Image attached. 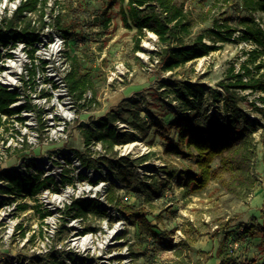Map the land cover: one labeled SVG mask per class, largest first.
<instances>
[{
    "label": "rangeland",
    "instance_id": "1",
    "mask_svg": "<svg viewBox=\"0 0 264 264\" xmlns=\"http://www.w3.org/2000/svg\"><path fill=\"white\" fill-rule=\"evenodd\" d=\"M176 1L197 18L191 34L185 38L188 44H192L199 34L207 32L215 19L239 27L238 18L250 15L243 9L242 0L225 3L223 0ZM77 4L74 0H47L44 20L50 21L49 28L42 29L39 13L28 14L22 24L31 21V25L48 38L53 35L56 10L65 26H77L76 39L79 40L69 41L56 58L59 61L66 59L68 49L70 53L78 54L84 67L95 75L97 94L93 96L91 91V97L89 93L81 102L72 95L76 119L67 123L57 119L54 122V142L46 146H39L37 141V138L43 139L47 131L46 125L40 121L38 124L34 120L28 122L29 125L34 124V128L26 124L14 127L13 122H9L7 132L10 128L16 129L11 133L18 132L10 133L16 140L11 139L6 165L16 166L21 157L34 159L45 154L54 155L59 185L56 186L57 193L67 186L91 190L62 202L57 210L50 207L51 215L44 220L35 208L41 206L42 213L47 209L40 203L38 194H25L19 203H26L29 208L16 214L23 234L14 236L11 241L0 239L1 264H11L15 259L23 264H59V261L64 264H167L175 257L174 249L180 244L189 246L190 264H264V117L255 113L250 105L258 101L260 93L245 91L247 102L240 105L245 112L261 121L254 133L257 157L251 170L258 183L247 196L229 194L224 190L221 181L227 177L220 170V158H216L212 165L213 179L208 187L196 191L187 185L188 175H199L196 158L189 156L194 152L187 149H184V155L167 152L168 148L179 144L180 131L175 123L179 117H185L183 109L186 105L178 98L179 88L185 83L206 88L199 119L208 126L205 109H210L215 103L211 97L212 90H220L218 83L226 79L229 69L234 66L238 71L247 61L248 53L257 46L243 42L241 33L237 32L231 43L219 44L220 50L204 57L207 60L202 65L204 59L188 63L173 73L167 72L163 70L159 57L167 45L160 43L152 32L145 31L141 36L140 49H137L136 39L140 36L136 27L128 29L124 26L120 0H77ZM209 9L212 13L204 22L201 17ZM254 16L264 26V14L257 12ZM107 18L110 22L106 25ZM206 42L211 43L209 40ZM146 43L152 44L150 49L145 47ZM117 67L120 74L112 81ZM22 92L35 96L27 90ZM128 101L131 104L139 102L140 107L146 109L150 121L144 119L141 112L140 120L134 119L126 105ZM174 101L179 103L182 114L174 111ZM80 105L86 107L81 108ZM114 113L117 121L130 126L138 140L135 142L138 145L129 151L126 146L130 143L116 147L119 157L125 156L132 162L136 175V180L128 187L105 165L99 163L100 168L93 170L82 168L76 156V152H81L97 158L105 153L99 142L86 147L83 132L87 127H96L101 118ZM241 124H244L242 120ZM2 130L0 125V132ZM141 157L147 158L137 163ZM34 167L35 163H32L29 169L34 170ZM65 168L71 171L69 185L62 181ZM81 174L87 179L80 177ZM111 183L124 202L148 211L156 236L148 237L142 243L136 227L107 203V189ZM80 197L102 200L114 219L98 214H90L87 219L69 216V203ZM246 226L252 227L253 231L246 230ZM116 227L118 231L112 235ZM85 234L97 237L88 249L76 245L77 237ZM227 235L228 243L224 241Z\"/></svg>",
    "mask_w": 264,
    "mask_h": 264
},
{
    "label": "trees",
    "instance_id": "2",
    "mask_svg": "<svg viewBox=\"0 0 264 264\" xmlns=\"http://www.w3.org/2000/svg\"><path fill=\"white\" fill-rule=\"evenodd\" d=\"M222 2H229V0ZM120 3V14L124 26L128 29L136 27L140 36L136 39L137 49H140L141 36L145 31L152 32L158 37L160 43L167 45L159 53L160 64L167 72L173 73L188 63L220 50L222 47L219 44L231 43L237 32L241 33L240 39L243 42H251L257 46L248 53L247 61L238 71L234 66L229 69L226 79L218 83L220 90H212L211 97L215 103L210 106V109L208 107L205 109L208 126L199 119L207 93L206 88L191 83H185L179 88L178 98L186 105V109H183L185 117H179L175 123L180 131L179 144L167 149V152L177 155H184V149L194 152L189 156L196 158L199 175H188L187 182V185L193 186L194 190L203 191L208 187L213 179L212 165L216 158H220V170L227 177L221 181L224 190L229 194L247 196L258 183V180L251 175V170L257 157V141L254 133L261 125V121L258 118L251 120L247 115L248 112H245L240 105L247 102L245 91L260 93L257 98L258 103L255 101L256 104L252 102L250 105L255 113L264 117V59L259 60L264 55V26L259 24L254 16L257 12L264 14V0H242L243 9L250 15L238 18L239 27L231 26L229 23H225V20L221 22L215 19L212 27L207 32L199 34L192 44L186 43L185 38L191 34L197 18L176 0H120ZM46 7L47 0H25L18 8L15 17L5 27H0V42L4 46H8L11 41L17 42L23 39L28 46L35 45L40 38L38 32L40 30L35 29L31 25V21L23 25L22 17L25 12L39 13L44 27ZM211 11L207 10L201 20L207 21ZM59 16L57 14L55 17L54 25L61 32L66 45L68 46L69 41L73 39L74 42H77L79 40L76 39L78 27L75 25L65 26L61 21L62 17ZM109 22L110 19L107 18L105 24L107 25ZM206 40L211 43H207ZM67 52V57L71 61V70L66 76V81L76 101L81 102L89 91L94 92L93 96L97 94L95 75L84 67V62L78 54L70 53L69 49ZM210 91L211 89L208 92ZM16 99L17 94L0 89V113L14 114L16 111L10 109V105ZM260 102L262 106L259 105ZM126 105L131 109L134 119L140 120L139 114L142 111V106L140 107L139 102L131 104L128 101ZM80 106L81 108L86 107V105ZM180 108L178 103V110H174L178 115L182 114ZM212 108H215V112L210 115L209 111ZM21 109L17 112H20ZM189 113H195V115L191 116ZM241 120L244 124H241ZM116 122L117 114L114 113L101 118L99 125L87 127L83 132L85 146L89 148L93 142H99L105 150L103 155L93 158L91 155L76 152V156L81 166L87 170L100 168L99 163L105 165L125 187H128L132 181L136 180V175L132 169V162L125 156L119 157L116 147L138 140L134 131H120ZM146 158L141 157L137 163L146 160ZM63 172H65L63 183L71 182L72 179L69 177L71 171L65 168ZM81 176L87 179V176L82 174ZM8 180L11 186L3 190V193L19 195L22 193L35 195L52 181V179H48L38 182L32 177L20 178L15 175L9 176ZM106 201L136 227L142 243L148 237L156 236L148 219V211L124 202L116 191L114 183H111L107 189ZM28 207V204H23L19 208L26 210ZM35 208L40 211L39 205ZM68 214L83 219H87L90 214L107 216L110 220L114 219L109 215L108 209L103 206L101 200L90 198L75 199ZM47 215L50 213L42 214L41 218L43 219ZM228 226L227 224L226 227ZM248 229L253 231L252 227L246 226V230ZM228 238L229 235L224 237V241L227 243ZM174 250L175 257L167 264H190L187 253L189 246L184 247V244H180ZM59 264L64 263L59 261Z\"/></svg>",
    "mask_w": 264,
    "mask_h": 264
},
{
    "label": "built area",
    "instance_id": "3",
    "mask_svg": "<svg viewBox=\"0 0 264 264\" xmlns=\"http://www.w3.org/2000/svg\"><path fill=\"white\" fill-rule=\"evenodd\" d=\"M24 1L25 0H1L0 27H5V25L15 17L18 8ZM74 3L77 4V0H74ZM6 12H8V15ZM55 12L53 18L56 17L55 15H57L58 11L56 14ZM28 14L31 15L33 12H25L22 19H25ZM44 21L46 22V26L44 25L45 27H42V29H46V27L49 28L51 24L50 21ZM34 24L35 21L33 22V25ZM52 27L54 29L53 35H50L48 38L47 35H43L41 31H38L40 33V38L32 47L28 46L27 42L23 39L17 42L11 41L8 46H4L2 42H0V89H6L11 93L17 94V99L10 105V109L16 112L12 115L0 113V125L3 126V130L0 132V202L2 203L0 207V239H3V242L11 241L14 239V236L16 237L23 234V229L20 226V221L16 214L17 212L21 213L25 211L19 208L20 205H23L19 202L20 199L25 196V193L21 195L17 193H3V190L11 186L8 180L9 176L15 175L20 178L32 177L38 182L52 179L48 186L43 187L37 193L40 203H42L44 207H47V209H44L43 213L39 211V215L40 217L45 213H50L51 215L50 207L56 210L58 207L53 203L55 197L59 194L56 192L59 185L57 182L58 178L56 177L57 165L55 164L56 160L54 155L51 157V155L45 154L34 159L21 157L16 166L9 167L6 165L9 158L8 149L11 150L12 146L11 139L13 141L16 140L15 137L12 136L11 138L10 135L11 131L16 130L15 128H10V132H7V125H9V122H13L12 125L14 127L26 124L30 128H34V124L29 125L28 122L34 120L35 124H38L40 121L44 126L46 125L45 130L47 131L46 135H43L44 138H37V141L39 146H46L54 142L53 130L54 126H56L54 122L57 119H62L66 123L76 119L75 102L66 81V76L71 70V61L67 55L65 57L66 59H60V61L57 59V56L62 51V47H66V42L57 27ZM12 47L14 48L12 49ZM8 48L11 49L9 50ZM118 73L117 67V71L113 73L114 78L112 81L118 77ZM23 90L30 92V95L35 93V96L31 97L25 95L22 92ZM89 93L90 98L92 94L91 91L86 95ZM259 105L262 106L261 104ZM173 106L174 110H178L177 101L173 102ZM20 108H22L21 111L17 112ZM214 112L215 108H212L209 114L213 115ZM141 113L144 119L146 118L147 121H150V117L147 115L148 113L145 108H142ZM247 115L251 120L257 118L250 113H247ZM6 121H8L7 124ZM116 125L120 131L131 130L128 124L122 123L121 121H117ZM4 132H6V134H4ZM17 132L18 131L11 134H17ZM22 142L24 144L25 141L22 140ZM22 142L20 143L22 144ZM52 152L55 154L54 151ZM32 163H35L34 170L29 169ZM66 185L69 184L66 183ZM69 187L71 186H67L66 188ZM74 200L69 204L71 205ZM105 207L108 211L110 210L109 207ZM45 218H43V220ZM93 236V234H85L77 237L76 245L88 249L90 245L95 242H93ZM27 240H29V237ZM1 260L2 259H0V264L2 263ZM11 264L23 263L15 259V261H11Z\"/></svg>",
    "mask_w": 264,
    "mask_h": 264
},
{
    "label": "bare ground",
    "instance_id": "4",
    "mask_svg": "<svg viewBox=\"0 0 264 264\" xmlns=\"http://www.w3.org/2000/svg\"><path fill=\"white\" fill-rule=\"evenodd\" d=\"M151 43H146L145 47H148L150 49L151 47ZM204 59V58H202ZM207 60L204 59L201 61V65L204 63V61ZM138 144L137 143H131L127 146L126 150H131V149H134ZM89 190L91 189H86L85 187H78V188H75V187H69V188H64L63 191L61 193H59L57 195V197H55V200L53 201V203H55L57 206H59V204H61L62 202H65L67 201L69 198H72L73 196L75 195H80L82 193H86L88 192ZM100 189L97 190V192H99ZM118 231V227H116L112 232L111 234L112 235H115ZM93 238V242L94 241H97V238L95 236L92 237Z\"/></svg>",
    "mask_w": 264,
    "mask_h": 264
}]
</instances>
